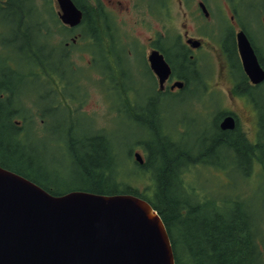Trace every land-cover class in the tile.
I'll use <instances>...</instances> for the list:
<instances>
[{"label":"flooded vegetation","instance_id":"1","mask_svg":"<svg viewBox=\"0 0 264 264\" xmlns=\"http://www.w3.org/2000/svg\"><path fill=\"white\" fill-rule=\"evenodd\" d=\"M72 1L82 12L76 26L63 23L58 0H0V11L9 9L14 16L10 24L0 23V56L4 50L9 56L15 55L10 59L12 66L3 63L0 66V107L8 112L12 125L18 124L14 116L17 106L62 104L74 99V44L83 37L92 68H100L99 71L109 67L111 74L112 67L117 70V66L128 70L126 63L122 64L124 52L134 61L138 57L144 59L145 66L133 64L132 70L136 66L148 73L154 93L142 103L130 104L133 110L120 102L124 109L118 112L126 116L134 111L137 118L153 122L155 129L165 135L183 139L185 125L196 129L202 122L203 130L218 139L222 134H234L241 119L249 117L254 124L264 122V78L253 83L245 74L237 44V33L242 31L264 73V22L260 20L262 33L257 27L256 35L248 33L232 0H226L231 12L227 20L222 18L221 6L210 4V0ZM172 9L175 14L170 12ZM125 29L132 40L127 46L123 45ZM97 37L104 49L99 53L95 50L100 48ZM23 49V56L34 61L39 57L41 65L33 66L23 57L18 59L17 54ZM151 54L161 56L168 65L170 72L163 81L150 68ZM207 55L216 58L211 82H191L193 73H198L199 59ZM110 74L103 84L125 93L127 78L118 72ZM176 83L181 86H175ZM169 98L176 99V112L181 117L177 118L176 131L165 126L168 113L164 100ZM222 101H226L228 109H223ZM239 105L249 113L238 109ZM182 107L186 108L184 112ZM216 108L218 111L214 113ZM228 116L234 119L231 130L221 128ZM40 119L42 123L45 121Z\"/></svg>","mask_w":264,"mask_h":264},{"label":"trees","instance_id":"2","mask_svg":"<svg viewBox=\"0 0 264 264\" xmlns=\"http://www.w3.org/2000/svg\"><path fill=\"white\" fill-rule=\"evenodd\" d=\"M4 51L3 56H0V66L2 63L12 66L11 57ZM24 51V49L20 51L24 60L33 66L41 65V58L36 57L35 62L32 58L23 56ZM134 83L135 80L127 82L125 93L111 87L108 92L115 94L120 102L126 104L127 109L133 110L130 104L137 100L130 93L129 85ZM63 93L66 94L67 91L64 90ZM36 106L42 113L38 116L50 121L58 115V110L61 108V104L56 103L45 105V109L41 104ZM121 108L124 109L123 106ZM18 109L19 106L14 111L15 116H18L16 114ZM135 114L136 112L133 111L130 117L132 121L140 124L141 118L136 119ZM64 117L69 123L73 121L71 115L68 116L65 113ZM26 118L21 116L20 120L24 121ZM9 122L8 112H4L0 107V166L34 182L50 194L64 193L56 191V188L45 179H38L34 176L36 171L40 170L31 165L21 151L34 143L32 142L33 135L32 139L27 138L26 140L27 130H22L21 127L12 125L10 122L11 126ZM49 123L48 121L45 135L48 130L53 129ZM144 123L145 126H141L147 133L142 139L151 138L152 140H143V143L139 140L144 146L145 160L139 164L134 161V156H131L133 165L121 160L122 155L114 147L110 137L94 132L93 123L88 124L92 128H88L92 131L91 134L85 132L87 127L81 128L82 136L77 140L84 143L80 148L84 158L79 164L81 184L75 190L100 195L132 194L147 200L165 225L173 250L174 264H264L263 251L259 246V238L261 237V241L264 239L260 235L264 214H257L252 207L238 197L234 199L223 197L219 201L212 198L204 199L185 182L190 169L201 166L200 162L204 161L203 156L213 150L218 151L222 147L224 150L244 155L248 161V171L240 168L234 172L235 182L241 181L240 183L244 184L248 181L252 167L257 165L261 168L264 186V123H259L260 131L255 143H250L243 134L236 130L232 135L222 134L218 139L211 138L209 140L211 146L206 152L193 159L189 158L192 155L190 152L186 153L180 149L177 138L156 130L151 121L144 120ZM71 126L72 124L67 129H63V133L70 134ZM102 138H105V144ZM68 139L74 143V139ZM56 143L60 144L59 141ZM214 146L218 147L214 148ZM132 149H130V154ZM123 156L126 157V154ZM127 160L129 161L128 158ZM231 160L229 159L228 162ZM51 169L53 168H50V172L55 176L54 170ZM125 175H127L126 180H124ZM140 178L148 179L149 185L139 191L131 184V181ZM55 179L58 181V176H55Z\"/></svg>","mask_w":264,"mask_h":264},{"label":"rangeland","instance_id":"3","mask_svg":"<svg viewBox=\"0 0 264 264\" xmlns=\"http://www.w3.org/2000/svg\"><path fill=\"white\" fill-rule=\"evenodd\" d=\"M211 3H215L217 7L221 6L223 20L230 19L231 12L226 0H210V4ZM232 3L235 5L234 8H237L238 10L239 14L237 15L239 16L240 23L243 26L245 25L248 33L256 35L255 29L257 27V30H261L262 25L260 20L264 18V0H232ZM170 12L175 14L173 9L170 10ZM13 17L12 11L9 9L0 11V23L10 24L13 22ZM127 22L128 25H130L131 20H128ZM122 31L126 34V37H123V40H125L123 45L127 46L128 41L131 42L132 40L129 36V31L126 29L125 31ZM103 37L105 36L103 35ZM134 46L133 43L131 46V48H133V53L135 51ZM107 47L109 46L107 45ZM101 50L104 51L103 48H101ZM96 51L99 53L100 50L96 48ZM11 56V59L15 57L14 54ZM73 56V66L76 70L74 81H72L74 83V99L69 98L66 102L63 101L61 108L58 110V115H55L51 121L45 119L42 123L41 119L38 117V115L42 113L39 112L36 105L19 107L18 112H16L18 116H15L14 113L15 118L30 116L24 121L16 119L18 124L14 125L24 127L27 131L31 132L26 135V140H28L27 138L32 139L33 135L34 139H32V142L34 143L30 147L27 146L21 151L27 161L40 170L36 171L34 176L38 179H45V181L56 188V191L62 192L75 190L81 184V179H79V164L80 161L83 160L84 155L80 148L84 143H81V141H78L77 139L82 136L80 130L83 127H87L85 129L87 134L92 133V131L88 129L91 128L89 127L90 125H88L90 123H93V130L95 133L100 132L101 134L110 137L114 147L121 153L122 161L132 164L130 157L135 151L141 153L145 160V154L143 152L144 146H142L144 139L142 138L147 132L139 123L130 120L127 116H119L116 107H113L116 105L114 103H117L119 99L115 94H110L107 86L103 84L106 75L110 74L109 67L103 71H99L100 68H92L86 40H78L76 42L74 45ZM123 57L128 60L127 53L124 52ZM17 58H22L20 53L17 54ZM14 60L16 62V59ZM105 61L106 60H104V62ZM199 62L198 73H193V78L195 79H192L191 82H211L215 72L216 58L207 55V57L199 59ZM132 64L136 66H145L144 59L139 57L135 59L130 66H132ZM136 66L133 67V70L127 71V73L124 72L121 66L120 68L117 66L118 71L114 70L112 67L111 72H118L123 78H126L132 73H136V75H133L130 78H137L141 76L142 68ZM146 75H148V73H146ZM142 79L144 90L150 91V80H148L146 76H142ZM129 87H131L130 93H137L138 85L130 84ZM65 96L63 97L64 99ZM110 98L114 103L112 101L109 102L111 100ZM174 102H176L175 98L164 100L165 110L168 113V116L164 121L167 123L166 129L170 131H176L179 129L177 121L181 119L180 115L176 112L178 106L176 107ZM225 102L222 101V107L224 110L228 109ZM42 107L45 109V104H42ZM16 108H18V106L14 109L16 110ZM240 108L247 111L241 107V105H239L238 109ZM185 110L186 108L182 107V112ZM196 110L201 114V109L198 106ZM217 111L218 109L216 108L214 113ZM65 113L68 116H72V122L69 123L65 120ZM248 113L249 111H247V114ZM48 121L50 122L49 126L53 127V129L48 130L46 132L47 135H45V128L48 126ZM70 124H72L70 134H64L62 130L67 129ZM198 125L199 126L196 129L185 125V135L183 139H178V146L180 149L186 153L190 152L192 154L189 157L190 159L198 157L203 152H206L210 146L209 140L214 137L213 133L210 134L203 130L202 122ZM238 131L243 134L250 143H255L259 134V126L258 124H254V122L248 117L244 120H240ZM28 135H30V137H28ZM174 136L175 135L171 137L174 138ZM39 138L40 140H36ZM41 138L43 139L41 140ZM68 138L74 139V143ZM102 139L105 144V138ZM150 139H145L144 141H149ZM139 140L142 143L139 142ZM57 141H59L60 144H57ZM27 142L30 143L29 141ZM130 149H132L131 154L129 153ZM215 152L214 150L211 153L208 151L209 154L202 157V160L204 161L200 162L201 166L192 167L190 169L187 174V179L185 180L188 187L194 188L204 199L212 198L219 201L221 200L220 198L223 197L229 199L238 197L240 200H243L246 204L253 207L257 214H264V186L262 184L261 168L254 165L251 169L249 180L244 184L240 183L241 181L237 183L234 181V172L240 168H243L246 171L249 170L246 157L239 153H235V151L224 150L222 147ZM125 154L126 157L123 156ZM229 159L232 160L228 162ZM252 162L256 163L255 160H252ZM51 167L53 168L51 170H54L53 174L58 176V181H56L55 176L50 172ZM126 176L127 175L124 176V180H126ZM131 184L140 191L149 185V181L148 179L145 180L140 178L136 181H131ZM195 196L197 198L196 194ZM261 223L260 235L264 238V219H262ZM259 246L264 255V239L261 241V237L259 238Z\"/></svg>","mask_w":264,"mask_h":264},{"label":"water","instance_id":"4","mask_svg":"<svg viewBox=\"0 0 264 264\" xmlns=\"http://www.w3.org/2000/svg\"><path fill=\"white\" fill-rule=\"evenodd\" d=\"M58 2L63 23L77 25L81 12L71 0ZM237 35L245 73L254 83L262 81L244 33ZM149 61L163 81L169 69L161 56L151 54ZM233 127L232 117L223 119L222 129ZM135 158L142 163L139 154ZM0 264H174V256L148 201L86 191L53 195L0 167Z\"/></svg>","mask_w":264,"mask_h":264}]
</instances>
